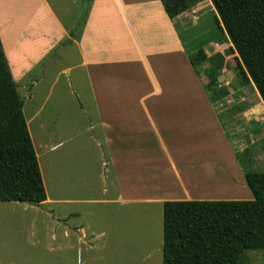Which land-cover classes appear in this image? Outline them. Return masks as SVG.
Wrapping results in <instances>:
<instances>
[{
    "label": "crops",
    "instance_id": "1",
    "mask_svg": "<svg viewBox=\"0 0 264 264\" xmlns=\"http://www.w3.org/2000/svg\"><path fill=\"white\" fill-rule=\"evenodd\" d=\"M90 1L80 38L73 43L80 54L75 67L86 69L96 113V120L83 131L89 133V142L99 153L83 149L75 140L78 134H69L52 146L56 151L70 144L68 160L63 163L70 181L76 178L73 183L77 185L78 175L86 178L91 173L85 180L89 196L70 201L164 204L169 200H220L205 199L215 193L206 191L207 183L215 186L213 190L244 185V171L240 172L241 165L214 118L204 81L190 64V55L204 48L197 46L189 52L178 34L176 25H186L183 15L190 9L174 23L161 0ZM199 8L197 3L192 11ZM79 16L68 25L50 0H0V39L17 84L68 38ZM70 70L62 69L69 74ZM80 108L87 111L82 104ZM205 110L213 117L211 126L206 124ZM38 113L33 112L30 121ZM206 131L214 133L210 136L213 145L206 144ZM92 157L101 163L105 179L101 188L93 175ZM53 176L57 177L55 166ZM76 229L83 231L79 239L87 242L84 227Z\"/></svg>",
    "mask_w": 264,
    "mask_h": 264
},
{
    "label": "rangeland",
    "instance_id": "2",
    "mask_svg": "<svg viewBox=\"0 0 264 264\" xmlns=\"http://www.w3.org/2000/svg\"><path fill=\"white\" fill-rule=\"evenodd\" d=\"M50 2L68 25H72V19L81 15L84 8V3L78 0ZM198 4L199 9L192 11L195 4L183 15L186 27L177 20L181 23L176 25L180 40L189 52L202 45L209 57L222 64L219 80L229 89V95L213 103L214 118L220 123L241 165L240 172L244 171L246 161L252 169L263 171L264 102L253 84L240 83L236 75L237 53L222 25L215 21L217 16L212 2L201 0ZM63 42L40 67L18 83L48 200L34 205L24 201H0V264H163V204L70 201L89 196L85 180L91 173L86 178L78 175L77 185L73 183L76 178L70 181L68 166L63 164L68 160L70 144L66 143L56 151L52 146L69 134H78L75 140L83 149H90L94 155L99 150L92 141L89 142V133L83 131L86 124L96 120L86 69L75 67L80 54L74 43L63 47ZM209 65L210 60L204 66ZM66 67H71L70 74L62 71ZM196 73L207 81L203 73L198 70ZM206 96L208 98L207 92ZM81 104L86 112L80 108ZM37 110L38 115L30 121ZM204 116L206 124L211 126L213 117H208L206 110ZM205 135L206 144H210L214 140L210 136L214 133L206 131ZM91 162L96 184L101 188L105 180L101 163L94 157ZM54 166L57 169L55 179ZM209 170V166L205 167L204 172L207 174ZM207 184L206 191L215 193L205 199L253 198L246 181L244 185L238 183L220 190H213L211 188L215 186ZM246 190L251 192V198L246 195ZM73 211L78 215H71ZM62 216L66 218L58 219ZM81 225L87 232L84 237L87 242L79 239L82 238L79 232L83 231L77 232L76 227ZM240 264H264V249L245 250Z\"/></svg>",
    "mask_w": 264,
    "mask_h": 264
},
{
    "label": "trees",
    "instance_id": "3",
    "mask_svg": "<svg viewBox=\"0 0 264 264\" xmlns=\"http://www.w3.org/2000/svg\"><path fill=\"white\" fill-rule=\"evenodd\" d=\"M175 22L201 0H161ZM238 57L236 75L264 102V0H210ZM84 22L77 39L82 31ZM210 60L209 66H204ZM190 62L207 79L211 103L229 95L222 64L200 48ZM0 39V201L40 204L47 199L39 160ZM235 113L231 114L232 116ZM245 161V160H244ZM243 163L252 199L169 200L163 204V264H240L247 249H264V170Z\"/></svg>",
    "mask_w": 264,
    "mask_h": 264
},
{
    "label": "water",
    "instance_id": "4",
    "mask_svg": "<svg viewBox=\"0 0 264 264\" xmlns=\"http://www.w3.org/2000/svg\"><path fill=\"white\" fill-rule=\"evenodd\" d=\"M84 3V8L81 15L75 20L74 26L69 30V36L66 40H64L62 46H66L68 44L73 43L77 39V34L81 29V23L84 22L89 14V10L91 7L90 0H81ZM31 204L30 202H27Z\"/></svg>",
    "mask_w": 264,
    "mask_h": 264
}]
</instances>
